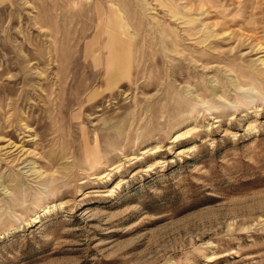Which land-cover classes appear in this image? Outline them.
<instances>
[{"label":"rangeland","instance_id":"374dc122","mask_svg":"<svg viewBox=\"0 0 264 264\" xmlns=\"http://www.w3.org/2000/svg\"><path fill=\"white\" fill-rule=\"evenodd\" d=\"M0 264H264V0H0Z\"/></svg>","mask_w":264,"mask_h":264},{"label":"bare ground","instance_id":"6f19581e","mask_svg":"<svg viewBox=\"0 0 264 264\" xmlns=\"http://www.w3.org/2000/svg\"><path fill=\"white\" fill-rule=\"evenodd\" d=\"M118 30L123 31V29L119 28Z\"/></svg>","mask_w":264,"mask_h":264}]
</instances>
